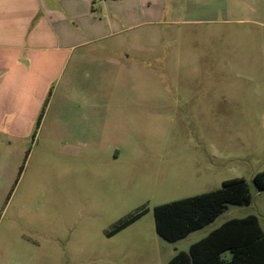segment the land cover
Returning a JSON list of instances; mask_svg holds the SVG:
<instances>
[{
  "label": "rangeland",
  "instance_id": "rangeland-1",
  "mask_svg": "<svg viewBox=\"0 0 264 264\" xmlns=\"http://www.w3.org/2000/svg\"><path fill=\"white\" fill-rule=\"evenodd\" d=\"M95 5L102 49L54 74L32 127L0 133V264H166L231 219L264 230V0ZM235 178L250 205L177 244L156 232V206Z\"/></svg>",
  "mask_w": 264,
  "mask_h": 264
},
{
  "label": "crops",
  "instance_id": "crops-1",
  "mask_svg": "<svg viewBox=\"0 0 264 264\" xmlns=\"http://www.w3.org/2000/svg\"><path fill=\"white\" fill-rule=\"evenodd\" d=\"M95 3L96 0H0V133L32 127L54 74L63 72L66 64L89 60L88 54L102 49L95 43L106 36L104 32L110 24L96 20ZM91 60L95 61L94 55ZM33 92H37L36 97ZM87 100L93 101V96ZM59 104L60 100L54 99L51 109L58 111ZM89 106L79 111L82 120H94L98 115ZM114 156L117 160L120 153ZM176 253L166 258V264ZM226 253L222 258L230 261Z\"/></svg>",
  "mask_w": 264,
  "mask_h": 264
},
{
  "label": "trees",
  "instance_id": "trees-1",
  "mask_svg": "<svg viewBox=\"0 0 264 264\" xmlns=\"http://www.w3.org/2000/svg\"><path fill=\"white\" fill-rule=\"evenodd\" d=\"M264 190V171L253 178ZM252 196L244 179L223 182L221 189L188 197L154 208L156 232L166 241L176 243L215 222L228 205H250ZM148 213L133 215L108 233L113 236ZM231 253L230 261L222 258ZM168 264H264V230L255 215L235 218L223 223L202 240L180 251Z\"/></svg>",
  "mask_w": 264,
  "mask_h": 264
}]
</instances>
